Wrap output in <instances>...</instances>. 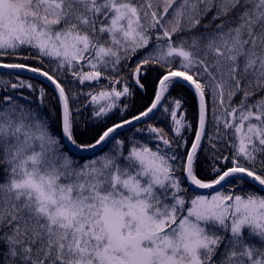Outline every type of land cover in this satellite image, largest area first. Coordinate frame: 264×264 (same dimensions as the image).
Wrapping results in <instances>:
<instances>
[{
  "label": "snow or ice",
  "instance_id": "snow-or-ice-1",
  "mask_svg": "<svg viewBox=\"0 0 264 264\" xmlns=\"http://www.w3.org/2000/svg\"><path fill=\"white\" fill-rule=\"evenodd\" d=\"M0 264H264V0H0Z\"/></svg>",
  "mask_w": 264,
  "mask_h": 264
},
{
  "label": "trees",
  "instance_id": "trees-1",
  "mask_svg": "<svg viewBox=\"0 0 264 264\" xmlns=\"http://www.w3.org/2000/svg\"><path fill=\"white\" fill-rule=\"evenodd\" d=\"M6 71V70H5ZM158 73L157 71H150L147 74L146 79L144 80L145 83V88L144 91H140L137 88H133V92L134 95L133 97L129 98V99H125V98H121V104L124 105L126 104L128 106L127 111L126 112H121V113H117L116 115H113L112 118L110 120H107L106 123L111 124L113 122L118 121L121 116H124L125 118L130 117L131 115L137 114L139 111L144 110V108L146 106L149 105L150 101L153 98V92H154V81L157 77ZM22 78L24 79H31V82L36 85V87H44L47 93V96L45 98V104L47 105V108L49 110H51V115H52V119H53V123L54 125L57 127L58 130V126H59V106L56 102V93L55 91L48 86L47 84L36 80L32 77H28V76H24L22 75ZM101 83H106L105 81H102ZM130 87H132V84H129ZM119 87V86H118ZM80 88L79 86L77 87V91H79ZM84 91H88V88H84ZM25 94L27 95L28 93L25 92ZM173 97L176 98H180L183 97L184 100L186 101L184 107L186 109L187 112V119L189 121H191L192 123V129L185 132L184 135L187 138L189 145L193 139V134L194 131L196 129V118H197V104L195 99L193 98V95L190 91H188L187 89H178V90H174L172 93ZM84 102V97L80 96L78 97L77 100L73 101V105L74 106H78L83 104ZM89 116V111L87 109H82V115L80 116V121L81 124L83 125L85 120H87ZM148 124H152L156 127H164L165 131L168 132V135L171 136L172 133L170 132V130L168 129L167 125L165 123H163L160 119H150L148 122L143 123L139 126L136 127H146ZM122 135L118 136L117 139H123L125 136H131V133L129 132L128 129L121 131ZM79 133H80V139L81 140H88L90 139V137L92 135L95 134V130L93 128H91L90 126L88 127H81L79 129ZM105 152L108 151L107 148L104 149ZM94 154H102L101 153V149L93 154H90L88 156H83V155H79L76 157V159H83V160H87L89 158H92L94 156ZM209 175V173L205 170L204 172L201 173V178H203L204 176Z\"/></svg>",
  "mask_w": 264,
  "mask_h": 264
},
{
  "label": "water",
  "instance_id": "water-1",
  "mask_svg": "<svg viewBox=\"0 0 264 264\" xmlns=\"http://www.w3.org/2000/svg\"><path fill=\"white\" fill-rule=\"evenodd\" d=\"M24 75H28V76H32V77H34V78H37V79H39V80H42V81H44L45 83H47L48 85H50L52 88H53V86L44 78V77H42V76H35L33 73H24ZM54 89V88H53ZM137 124H139V123H137ZM136 124V125H137ZM127 128V127H126ZM99 148V147H98ZM97 148V149H98ZM97 149H95V150H90V151H87V152H81V153H84V154H88V153H91V152H93V151H96ZM201 191H206V190H201Z\"/></svg>",
  "mask_w": 264,
  "mask_h": 264
}]
</instances>
